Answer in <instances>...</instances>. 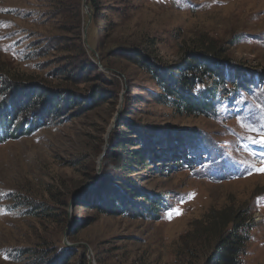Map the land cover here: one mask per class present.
Instances as JSON below:
<instances>
[{
    "label": "rangeland",
    "instance_id": "rangeland-1",
    "mask_svg": "<svg viewBox=\"0 0 264 264\" xmlns=\"http://www.w3.org/2000/svg\"><path fill=\"white\" fill-rule=\"evenodd\" d=\"M204 51L230 71L211 118L159 103L134 60L166 71ZM5 82L0 264H205L213 220L237 211L240 264H264V0H0ZM23 93L38 110L12 116ZM132 129L161 151L144 168L112 158ZM136 187L164 208L108 211Z\"/></svg>",
    "mask_w": 264,
    "mask_h": 264
},
{
    "label": "trees",
    "instance_id": "trees-1",
    "mask_svg": "<svg viewBox=\"0 0 264 264\" xmlns=\"http://www.w3.org/2000/svg\"><path fill=\"white\" fill-rule=\"evenodd\" d=\"M207 51L213 50L208 48ZM207 51L192 52L188 60L177 68L166 70L168 72L158 69L154 65H147L149 61H146L143 54L141 60L139 58L134 60L138 66L142 65L150 74L154 75V82L159 93L152 92L151 95L158 98L159 103L172 109L176 115L211 118L215 115V104L219 103L218 90L223 88L225 78L230 76V71L228 67H224L216 61L219 58L216 52ZM231 74L232 77L239 76L235 70H231ZM9 88V82L0 84V93L7 92ZM26 96L28 97L27 93H23L18 96L16 104L12 102L8 104L12 116H18L23 111H29L30 108H32L30 110L32 113H34V110H38L37 107L43 95L40 94L39 100L28 98V102L21 103L23 97L26 98ZM42 120L40 118L38 122L43 123ZM30 123L24 124L27 129L23 132L24 134L30 132ZM0 125L4 127L0 128V143H2L11 131L6 116H0ZM176 139L183 142L185 147L187 144L197 145L199 141L201 145V139L194 143L190 137L181 141L182 137L177 135ZM120 145L121 148H119ZM117 146V151H111L112 158L117 159L115 162L123 163L122 167L125 168H133V165L144 168L153 157L158 158L161 154V151H156L154 146H145L141 135L133 129L126 137L118 141ZM187 157L185 154L179 157L175 156L173 162L181 163ZM101 200L99 199V201ZM136 202H139V206ZM165 203L161 195L149 194L136 187L128 189L124 196L112 194L108 211L117 215L122 214L123 211L148 210L154 215L156 211H160L162 207L164 208ZM99 205L98 203L96 208H99ZM246 213L247 211H237L228 215L223 213L214 220L212 218L214 224L213 230L210 232H216L215 244L211 247L210 255L207 257L205 264H240L239 257L244 252L249 240V230L252 228L247 223Z\"/></svg>",
    "mask_w": 264,
    "mask_h": 264
},
{
    "label": "snow or ice",
    "instance_id": "snow-or-ice-1",
    "mask_svg": "<svg viewBox=\"0 0 264 264\" xmlns=\"http://www.w3.org/2000/svg\"><path fill=\"white\" fill-rule=\"evenodd\" d=\"M259 135H260V137H261L260 140H259V141H253V142H258V143H260L262 146H264V132H260ZM257 171L264 172V167H262L261 169H258ZM176 214L178 215L179 212L177 211Z\"/></svg>",
    "mask_w": 264,
    "mask_h": 264
}]
</instances>
